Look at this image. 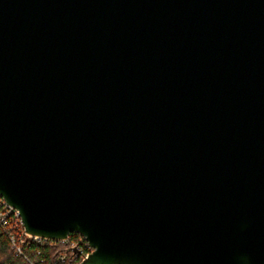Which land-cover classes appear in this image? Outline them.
I'll use <instances>...</instances> for the list:
<instances>
[{
    "label": "water",
    "instance_id": "1",
    "mask_svg": "<svg viewBox=\"0 0 264 264\" xmlns=\"http://www.w3.org/2000/svg\"><path fill=\"white\" fill-rule=\"evenodd\" d=\"M0 197L78 264H264V0H0Z\"/></svg>",
    "mask_w": 264,
    "mask_h": 264
},
{
    "label": "trees",
    "instance_id": "2",
    "mask_svg": "<svg viewBox=\"0 0 264 264\" xmlns=\"http://www.w3.org/2000/svg\"><path fill=\"white\" fill-rule=\"evenodd\" d=\"M67 241L81 243L85 252L90 253L85 241L78 234H70ZM20 249L21 255H17L9 237L0 227V264H78L80 262V260L71 261L70 258L60 260L66 249L65 242L29 241Z\"/></svg>",
    "mask_w": 264,
    "mask_h": 264
},
{
    "label": "built area",
    "instance_id": "3",
    "mask_svg": "<svg viewBox=\"0 0 264 264\" xmlns=\"http://www.w3.org/2000/svg\"><path fill=\"white\" fill-rule=\"evenodd\" d=\"M0 227L9 237L12 247L14 248L15 253L17 255L19 254L21 255L20 247L22 245L28 244L29 241H33L36 243L54 242L28 235L23 228L18 211L8 206L1 197H0ZM67 240L68 238L63 241H56V242L66 243L65 252L60 257V260L63 261L65 258H70L71 261L74 260L81 261L88 255L85 252L81 243H77L74 241L68 242ZM86 246L89 249L87 243Z\"/></svg>",
    "mask_w": 264,
    "mask_h": 264
}]
</instances>
